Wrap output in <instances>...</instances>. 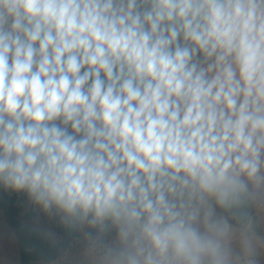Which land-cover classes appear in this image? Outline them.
I'll return each instance as SVG.
<instances>
[{
	"label": "clouds",
	"instance_id": "1",
	"mask_svg": "<svg viewBox=\"0 0 264 264\" xmlns=\"http://www.w3.org/2000/svg\"><path fill=\"white\" fill-rule=\"evenodd\" d=\"M249 183L264 0H0V185L115 229L110 264H231L204 205Z\"/></svg>",
	"mask_w": 264,
	"mask_h": 264
},
{
	"label": "rangeland",
	"instance_id": "2",
	"mask_svg": "<svg viewBox=\"0 0 264 264\" xmlns=\"http://www.w3.org/2000/svg\"><path fill=\"white\" fill-rule=\"evenodd\" d=\"M249 188L257 211L259 233L251 232L250 225L236 226L231 223L229 217L215 210L214 200H209L204 205V211L210 212L212 219L219 221L221 226L226 228L223 242L231 252V264H264V185L254 187L249 183ZM19 219L23 225L32 226L52 243L60 239L56 227L68 225L70 222L63 213L56 210L45 211L31 198L23 202ZM97 236L96 228L79 222L78 236L62 257L50 263L35 262L32 264H110L105 256L106 247L117 242L116 231L112 229L102 241ZM0 264H20L18 241L1 207Z\"/></svg>",
	"mask_w": 264,
	"mask_h": 264
},
{
	"label": "trees",
	"instance_id": "3",
	"mask_svg": "<svg viewBox=\"0 0 264 264\" xmlns=\"http://www.w3.org/2000/svg\"><path fill=\"white\" fill-rule=\"evenodd\" d=\"M27 199L30 197L26 192H17L0 185V207L8 225L16 235L20 264L53 262L70 249L78 236L79 221H70L68 225L56 227L60 239L52 243L32 226L23 225L20 222L19 215L23 209V202ZM214 208L218 213L229 217L234 225H250L251 232H260L257 211L251 195L246 197L239 206L225 209L214 202Z\"/></svg>",
	"mask_w": 264,
	"mask_h": 264
}]
</instances>
